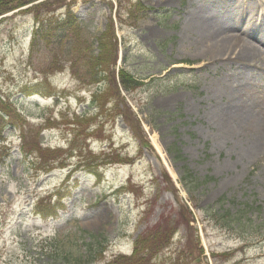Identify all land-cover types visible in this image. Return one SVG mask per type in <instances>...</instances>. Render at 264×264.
Instances as JSON below:
<instances>
[{"label": "rangeland", "instance_id": "374dc122", "mask_svg": "<svg viewBox=\"0 0 264 264\" xmlns=\"http://www.w3.org/2000/svg\"><path fill=\"white\" fill-rule=\"evenodd\" d=\"M207 1L41 0L0 16V264H95L94 235L107 239L103 264L164 223L176 233L150 264H264V69L242 78L234 59L195 52L186 23ZM261 1H248L259 22ZM138 2L144 13L130 17ZM67 13L78 23L70 46L37 37L43 19L53 27ZM111 25L116 75L145 83L119 104L132 128L86 74L87 43L96 56ZM75 46L81 57L65 56ZM225 81L260 124L226 114L230 100L216 96ZM224 125L239 129L219 140ZM185 167L206 181L196 207L179 181Z\"/></svg>", "mask_w": 264, "mask_h": 264}, {"label": "trees", "instance_id": "16d2710c", "mask_svg": "<svg viewBox=\"0 0 264 264\" xmlns=\"http://www.w3.org/2000/svg\"><path fill=\"white\" fill-rule=\"evenodd\" d=\"M38 1L41 0H0V16L7 15L12 11L29 6L30 4H34ZM141 7L142 6L139 2L138 4H130L128 15L132 17L136 12H143V9ZM52 21L55 22L53 27L50 25L52 24V22L48 21V19L42 20L43 24L47 23L46 29L44 26L42 28V31H37V37H39L40 39L43 38L44 40H48L53 36L54 33H57L59 35L57 39H59V41H63L64 39H66V41L69 42L70 46L72 41L74 40L71 33L75 34V27H77L76 25L78 24L75 16H73L71 13H67L63 20ZM98 41L99 53L96 56V52L93 51V44L87 43V47L84 50V52H87V54L89 55V59L87 60V62H85L87 77L90 78V83H101L104 85V87H106V89L108 88V90L106 91L109 94L111 91L114 96H116L118 104L111 111L115 112V115L118 117L124 116L125 122L129 126L131 125L132 128L134 124L133 118L131 119V116L127 115L123 110H120L119 104H123L125 108H128L125 97L131 96L133 92L142 88V86H144V82H142V78L140 79L135 77L133 74L127 72L126 69L120 70L118 76L116 75L117 72H115L114 68L117 65L119 44L118 40H116L112 25L110 26V29L107 31V33L104 34ZM72 48V51L64 52L65 54H67L65 56L69 57L70 59L72 57V59L75 60L79 57L75 58L73 56L79 55L81 57L82 52L80 48L78 49L76 46ZM68 62L72 63V70H74L76 63L73 60H70ZM124 94L126 96H123ZM140 140L142 141L143 146L145 145L146 147H150L148 145V142H146L144 138ZM173 151L175 150H170L169 152L172 153ZM174 153L175 161L179 159L181 160L182 156L180 155V151L177 149ZM180 177L181 178L179 181L181 186L189 195V199L194 204V207H196L192 194L196 189L199 188L202 183H205L206 181H200L199 178L195 177L192 174L191 170L186 167L183 168ZM165 178H167V180L170 182V186L174 194H177L176 188H174L172 185L171 178H169V176L167 177L166 174ZM182 209L190 212V210H188V208L185 206H183ZM189 214H191V212ZM161 225H159V227L155 230L149 231L145 236L139 238L138 241L134 243L135 246L131 255H117V257L113 258L110 261H106V263L103 264H150L159 255L158 253L160 252V250L171 244L170 241L176 233L175 226L167 223ZM106 243V237L104 238L95 235L90 236V241L87 244V246L89 247L88 252L90 256L95 257V255L99 253L101 257V259L95 257L96 259L93 261L95 264L102 261L103 254L106 253Z\"/></svg>", "mask_w": 264, "mask_h": 264}, {"label": "bare ground", "instance_id": "6f19581e", "mask_svg": "<svg viewBox=\"0 0 264 264\" xmlns=\"http://www.w3.org/2000/svg\"><path fill=\"white\" fill-rule=\"evenodd\" d=\"M248 1L208 0L200 10L190 14L186 23V32L192 36L190 44L195 52L203 55L206 61L214 64L217 62L227 63L234 59L230 65H236L241 70L242 78L249 77L258 69L260 71L264 69V19L258 21V14L250 10L251 6ZM258 1L262 4L261 0ZM235 6L241 9V13L232 12ZM228 83L229 81H225L224 85L221 86V82L216 91L217 98L218 96L221 99L227 97L231 102L224 109L226 114L228 116L233 114L239 119L240 116L250 120L261 118L260 113L249 106L243 108V116L238 100L235 98L236 93L234 90L232 91L231 85L232 92L230 91ZM222 117L220 115V118ZM226 126H223L221 131L223 134L219 140H225L227 137L235 135V131L239 129L238 127L228 129ZM257 131L258 138L255 148L264 146V125L260 124Z\"/></svg>", "mask_w": 264, "mask_h": 264}]
</instances>
